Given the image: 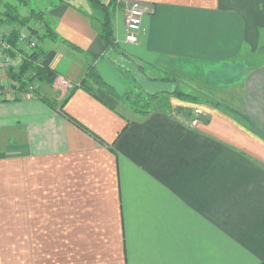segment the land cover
<instances>
[{"label":"crops","instance_id":"crops-1","mask_svg":"<svg viewBox=\"0 0 264 264\" xmlns=\"http://www.w3.org/2000/svg\"><path fill=\"white\" fill-rule=\"evenodd\" d=\"M129 1L144 14L142 31L126 43L116 18V51L98 39L86 0H51L42 11L76 49L38 46L57 81L76 87L63 108L57 88L19 95L0 68V264H264V59H240L264 37V0ZM109 52L176 90L144 69L188 67L204 80L213 70L217 99L248 122L168 94L139 117L80 88L96 57L113 94L130 82L141 91Z\"/></svg>","mask_w":264,"mask_h":264},{"label":"rangeland","instance_id":"rangeland-1","mask_svg":"<svg viewBox=\"0 0 264 264\" xmlns=\"http://www.w3.org/2000/svg\"><path fill=\"white\" fill-rule=\"evenodd\" d=\"M99 1V0H98ZM110 0H106V3H102L104 5H106ZM51 2V0H0V9H2L4 11L5 6L10 5L13 7H16V13L17 15H19L20 17L22 16H29L31 11H35V12H45V10L48 8V3ZM100 2V1H99ZM101 3V2H100ZM133 9L132 3L129 0H115V8L114 10H112L111 14H110V19L111 22L113 23V21H115L116 18H119L123 24V28H126V22H127V15L129 13V11ZM94 17L96 18H100V15L98 12H94ZM6 22V21H4ZM32 28L34 30H36L39 35L42 32V27L39 24H34L32 25ZM14 27L9 26V28H5V30H8V32H12L14 31ZM10 32V33H11ZM19 33H20V39L16 45V47L18 45H22L24 48V54H28L34 50H41L38 46L40 45V42H42V39H38V36L35 35H31L30 32H28L25 28L19 29ZM1 35L4 36V38L7 37V35L3 32L1 33ZM9 35V34H8ZM25 37V39H22L21 37ZM46 40V39H45ZM31 42L34 43V46H30ZM16 47L12 48L11 47V51L16 55V53L14 51H16ZM4 53V52H3ZM23 53V52H22ZM7 54V53H4ZM23 54V55H24ZM17 56V55H16ZM15 58V60H14ZM1 59H5V56L2 57ZM23 56H19V57H12L9 60L8 64H2L0 68L1 69H5L6 74L8 72V69H13V71H17L18 67L21 65V61L23 60ZM242 62H245L246 65H249L252 63V65L258 63L260 60L264 59V37L261 39L258 51L254 54H250L249 52H243L242 56L240 57ZM144 71L146 72V74L148 76H150L151 78H156V79H165V80H171L174 81L178 84V91H180L185 100H187L189 103L191 104H196V105H208V106H212V107H219V108H225L227 112H230L231 114H235L237 115L238 113H236L233 109H230V105H227L228 103H220V101L217 99V97L215 96V93L213 91L214 89V72H211L213 70L207 71L204 76L207 77V79L204 80V78L202 76H199L197 74L196 71L194 70H190V68L188 67H184L183 71H178V72H166L164 69L162 68H157L154 67L152 69H144ZM172 73V74H171ZM207 75V76H206ZM31 78L32 79V75H30L29 73L26 75V79ZM171 78V79H170ZM7 84H10L11 87L16 88L17 93L22 94L24 96H30V97H40V95L38 94V87L39 86H46L49 89H52L53 87H55V89L57 88L58 90L61 91V94L59 95V99L58 102L62 103V101L64 100V98L67 96V94L69 93V91L73 88L72 86H70L69 83H67L66 81H64V79H58L57 81V76L56 79L54 81V83L52 85H48L46 83H42L40 81H38L37 79H32L31 81L26 80V83L24 86H21V84L19 82H16L14 80H10L9 78ZM173 79V80H172ZM208 79H211L208 81ZM130 81V80H129ZM204 81H206L207 83L203 84ZM65 82V83H64ZM85 86L89 89L94 90L95 92L101 91L100 93L103 94L104 96L107 97H112L113 99H115V101L119 104L118 107L122 110H129L131 112H133L130 108V106H128L129 101H134L135 99V93H137L139 90L135 89V86L133 84L128 83V88L124 91V93L122 95H117L116 93H109L108 91L104 90L103 88H101L100 86L96 85L95 83L88 81V79L85 78ZM198 83H202L200 85H198ZM95 87V88H94ZM97 88V89H96ZM99 89V90H98ZM112 91V90H110ZM114 92V91H113ZM56 102V100H55ZM54 102V103H55ZM234 115V116H235Z\"/></svg>","mask_w":264,"mask_h":264},{"label":"trees","instance_id":"trees-1","mask_svg":"<svg viewBox=\"0 0 264 264\" xmlns=\"http://www.w3.org/2000/svg\"><path fill=\"white\" fill-rule=\"evenodd\" d=\"M69 1L71 0H58L59 3L62 4H69ZM91 7L99 13L100 18L95 19V21L98 24V39L103 44L106 51L112 50L116 51V44H115V37H114V31L112 22L110 19V14L112 10L115 8V0H110L106 5L100 3L98 0H86ZM4 18L5 21L12 27H14V31H12L5 39L7 44L15 48L19 39H20V33L19 29L25 28L28 32H30L31 35L38 36V39H48L52 42H58V37L54 34L51 27L44 21V13L41 12H35L31 11L29 16L27 17H20L16 13V7L7 5L4 8ZM34 24H41L42 26V32L39 35V33L32 28V25ZM60 43L66 45L67 47L76 50L74 47L68 45L64 41H59ZM7 55L12 58L15 57V54L10 51L7 53ZM23 60L21 61V65L18 67L17 71H13V69H8L7 72V78L10 80H14L16 82H19L21 86H24L26 83V80L29 79L31 81L32 79H37L38 81L42 83H46L48 85H52L56 79L55 73L50 70V68L46 65H43L41 63V60L43 58V51L41 50H34L28 54H24ZM96 61V57H92L88 60V63L86 64V70L85 75L82 81H80V88H85V78L88 79V81H91L95 83L96 85L100 86L104 90L108 91L112 94L110 89L101 81V79L98 77V75L95 72L94 69V62ZM32 75V79L28 78L26 79L27 74ZM76 90V87H73L67 96L64 98V100L61 103L60 108H63L64 104L67 102L68 98L72 94V92ZM171 96L177 98L178 100L188 102L185 100L183 94L176 90ZM160 96L159 95H153L149 96L144 94L142 91H138L135 93V99L134 101H129L128 106H130L132 113L134 115H137L139 117H145L147 116L155 107V104ZM189 103V102H188ZM229 113V112H227ZM235 115V114H233ZM239 117V119L242 122H248V120L243 117L240 114L235 115Z\"/></svg>","mask_w":264,"mask_h":264},{"label":"built area","instance_id":"built-area-1","mask_svg":"<svg viewBox=\"0 0 264 264\" xmlns=\"http://www.w3.org/2000/svg\"><path fill=\"white\" fill-rule=\"evenodd\" d=\"M133 9H131L127 15V22H126V28H125V35H124V41L129 44L136 43L138 41V37L142 31L141 23L143 18V12L140 10L139 7L132 4ZM22 39H25V37H21ZM30 46H34V43L31 42ZM12 49L7 44V42L4 39V36L0 33V51L4 53L10 52ZM10 57L5 54V59L2 60V64H8ZM65 83V82H64Z\"/></svg>","mask_w":264,"mask_h":264},{"label":"water","instance_id":"water-1","mask_svg":"<svg viewBox=\"0 0 264 264\" xmlns=\"http://www.w3.org/2000/svg\"><path fill=\"white\" fill-rule=\"evenodd\" d=\"M107 56L115 61L120 66L128 69L132 76L134 77L136 83L140 86L141 91L149 96L168 94L172 95L176 91V85L174 83H164V82H150L145 77H143L139 72H137L133 66L126 62L124 59H116L112 56V52H109Z\"/></svg>","mask_w":264,"mask_h":264}]
</instances>
